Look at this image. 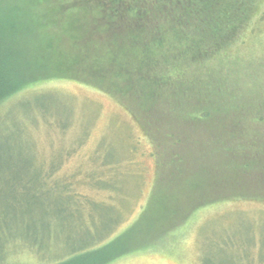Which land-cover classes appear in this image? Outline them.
<instances>
[{
  "label": "rangeland",
  "instance_id": "rangeland-1",
  "mask_svg": "<svg viewBox=\"0 0 264 264\" xmlns=\"http://www.w3.org/2000/svg\"><path fill=\"white\" fill-rule=\"evenodd\" d=\"M50 1L56 26L80 15L63 0ZM261 10L256 30L234 49L257 88L252 105L260 111L249 109L257 128L264 117V2ZM61 73L0 105V264H264V172H242L238 162L224 168L220 147L209 162L204 148L164 137L204 141L208 125L199 121L161 117L170 130L154 131L152 142L131 82L117 98L92 82L88 67ZM184 95L174 111L188 110ZM189 174L197 175L186 185Z\"/></svg>",
  "mask_w": 264,
  "mask_h": 264
},
{
  "label": "trees",
  "instance_id": "trees-1",
  "mask_svg": "<svg viewBox=\"0 0 264 264\" xmlns=\"http://www.w3.org/2000/svg\"><path fill=\"white\" fill-rule=\"evenodd\" d=\"M63 1L68 12L80 15L57 26L50 22L56 8L50 0H16L14 6L0 2V105L48 75L64 77L61 72L69 68L88 67L92 82L115 97L130 91L127 82L135 85L132 94L145 106L142 120L135 116L152 142L154 131L170 130L168 118L161 117L179 116L189 126L199 121L208 125L204 141L168 132L164 137L172 145L189 141L204 148L209 162L210 153L220 147L224 168L238 162L242 172H264V117L257 128L249 114L251 106L260 111L252 105L257 88L246 72L248 61L234 51L261 22L264 0H78V6ZM24 15L27 19L17 20ZM86 34L89 39H82ZM170 93L177 96L173 102ZM182 95L188 110L174 111ZM257 102L262 106V100ZM189 149H182L184 159L191 157ZM179 167L176 174L182 177ZM196 175H187L186 185Z\"/></svg>",
  "mask_w": 264,
  "mask_h": 264
}]
</instances>
